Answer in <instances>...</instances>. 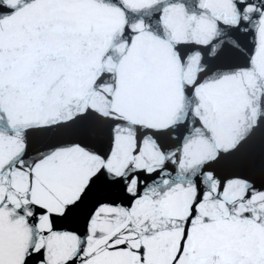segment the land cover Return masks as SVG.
Returning <instances> with one entry per match:
<instances>
[{"label": "snow or ice", "instance_id": "obj_1", "mask_svg": "<svg viewBox=\"0 0 264 264\" xmlns=\"http://www.w3.org/2000/svg\"><path fill=\"white\" fill-rule=\"evenodd\" d=\"M0 264H264V0H0Z\"/></svg>", "mask_w": 264, "mask_h": 264}]
</instances>
